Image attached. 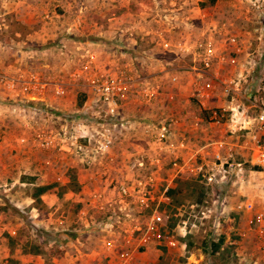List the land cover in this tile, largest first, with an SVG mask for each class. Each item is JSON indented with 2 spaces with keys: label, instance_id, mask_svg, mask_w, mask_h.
<instances>
[{
  "label": "rangeland",
  "instance_id": "rangeland-1",
  "mask_svg": "<svg viewBox=\"0 0 264 264\" xmlns=\"http://www.w3.org/2000/svg\"><path fill=\"white\" fill-rule=\"evenodd\" d=\"M208 1L0 0V264H111L129 240L138 242L149 216L135 197L123 196L120 189L127 186L134 193L139 188L132 184L151 179L149 189L158 198L174 178L178 192L162 203L161 211L178 246L152 241L140 249V263L237 264L236 255L244 252V246L237 245L239 230L250 214L234 208L248 199L264 210L263 179L250 172L249 154L238 148L232 157L245 164L242 180L231 176L210 186L205 173H197L204 162L202 155L196 156L198 148L223 137L239 145L245 138L225 135L226 130L202 121L191 98L192 78L181 73L189 60L180 46L216 28L243 37L250 53L264 52V0H218L213 6ZM165 43L178 55L165 49ZM89 51L96 56V72H124L138 86L125 110L133 127L114 139L106 154L78 151L70 138L71 127L79 122L75 116L84 95L83 64ZM18 69L67 86L66 96L44 98L56 108L49 116L24 108L1 83L2 76ZM175 74L179 80L174 82ZM169 116L179 119L177 126L184 129L177 135L176 126L171 142L186 143L174 154L157 141ZM54 135L52 147L41 145ZM229 148L221 150L224 158ZM137 161L141 167L133 168ZM185 162V173L178 174ZM46 186L42 199L48 207L38 211L31 195ZM222 208L230 214L213 233L214 216ZM183 220L192 231L187 237L177 229ZM222 237L219 253H212L211 244ZM246 246L249 256L260 257L252 236Z\"/></svg>",
  "mask_w": 264,
  "mask_h": 264
},
{
  "label": "built area",
  "instance_id": "built-area-1",
  "mask_svg": "<svg viewBox=\"0 0 264 264\" xmlns=\"http://www.w3.org/2000/svg\"><path fill=\"white\" fill-rule=\"evenodd\" d=\"M215 29L189 46H180L182 53L185 54L184 59L189 60L181 73L184 71L183 73L192 78L191 98L205 115L202 121L206 120L210 126L226 130L225 135L245 138V142L233 145L223 140L228 137H223L198 148L196 156L202 155L204 162L196 171L199 174L205 173L203 177L210 186L219 185L231 176H239L242 180L246 172L245 164L233 160L232 157L235 149L240 148L249 154L248 161L252 165L250 172L259 175L264 184V52L257 55L250 53L244 46L243 37ZM164 48L178 55V52H172L170 43H165ZM95 57L89 51L83 64L85 71L83 93L86 97L83 106L76 111L75 117L79 122L77 127H71L74 136L70 135V138L75 139L72 146L78 151L106 154L111 150L113 140L133 127L134 121L126 116L125 110L127 102L132 99L138 86H133L135 81L127 78L124 72L107 76L96 72ZM172 79L174 82L178 81L179 76L175 74ZM1 83L7 90L13 92L15 97L20 98V104L22 103L24 108H33L36 114L44 112L46 116L56 108L49 104L48 99L47 103L43 102L44 98L51 95L60 98L67 93V86L55 84L36 71L27 69L18 70L13 75L2 76ZM149 92L150 89L146 95L151 99L153 93ZM169 99L174 101L175 96L171 94ZM40 102H43V105H40ZM61 118L59 116L60 120ZM178 124L179 119L170 117L164 120L157 133L161 149H164V145L167 150H172L173 154L174 150L178 147L184 148L186 144L185 140L181 141L180 146H175L171 142L175 135L174 128ZM66 132L63 142L67 139ZM56 138V135L47 137L43 139L41 145L50 148ZM227 145L230 147L229 156L224 158L220 152ZM209 149H212V153ZM140 165L139 161L134 162L133 168L141 167ZM187 167V163H183L178 174L185 173ZM174 181L175 178L166 184L158 198L149 189L151 179L148 182L140 181L139 185L132 184L133 187L139 188L138 191L133 190L135 194L127 186L120 189L123 196L135 197L149 216L145 233L138 242L132 243L129 240L126 247L116 250L111 264H141L140 249L147 248L152 241L164 243L167 248L178 246L175 238L167 231V220L161 211L162 203L169 201L168 193L174 188ZM226 202L225 197L222 205ZM234 211L250 214L245 220V228L239 230L237 245L244 246V252L236 255L237 264H261L264 261V210H257L255 203L246 199L238 202ZM208 213L212 214L213 210H208ZM229 214L226 208H222L220 213L214 216L213 233L220 231L222 219ZM187 227L186 220L177 226L183 237L192 234ZM251 236L259 251L260 257L257 259L246 253V244H249ZM182 246L186 248V245ZM109 250L115 251L111 247Z\"/></svg>",
  "mask_w": 264,
  "mask_h": 264
},
{
  "label": "trees",
  "instance_id": "trees-1",
  "mask_svg": "<svg viewBox=\"0 0 264 264\" xmlns=\"http://www.w3.org/2000/svg\"><path fill=\"white\" fill-rule=\"evenodd\" d=\"M218 0H209L208 1V4H210L211 6L215 5L216 2ZM85 94L83 95V98L81 99L80 103H79V108L80 109L83 104H84V101H85ZM194 102V101H193ZM203 116H205L203 113H202ZM49 190V187L46 186V187H38L34 193L31 195L32 196V199L34 200V203H35V206L36 208L38 209V211H43V212H46V208L48 207L47 204L44 202V200L42 199V196ZM178 192V188L176 189H171L168 193V197H169V200L171 201L172 198H174L176 196ZM223 241H224V237L220 238L218 241L214 240V242L211 244V248L213 249L212 250V253L214 254H217L219 253L220 249H221V245L223 244ZM206 246V244H205Z\"/></svg>",
  "mask_w": 264,
  "mask_h": 264
},
{
  "label": "crops",
  "instance_id": "crops-1",
  "mask_svg": "<svg viewBox=\"0 0 264 264\" xmlns=\"http://www.w3.org/2000/svg\"><path fill=\"white\" fill-rule=\"evenodd\" d=\"M182 58V57H181ZM21 69V68H20ZM19 70V69H18ZM17 70V71H18ZM188 88H189V86H188ZM190 89V88H189ZM191 90V89H190ZM52 96V95H51ZM50 97V96H49ZM199 108V107H198ZM200 110V109H199ZM200 112H201V110H200ZM200 116H201V114H200ZM169 118H170V116H169ZM182 122V121H181ZM180 122V123H181ZM176 130H177V135H180V136H182V134H181V132H183V130L184 129H182V128H180V126H177V128H176ZM193 137H195V135L193 136ZM238 149H240V148H238ZM237 150V149H236Z\"/></svg>",
  "mask_w": 264,
  "mask_h": 264
}]
</instances>
